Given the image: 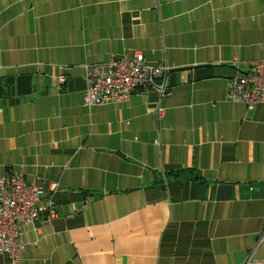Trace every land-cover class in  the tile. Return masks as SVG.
Instances as JSON below:
<instances>
[{"label": "crops", "instance_id": "0c3cea01", "mask_svg": "<svg viewBox=\"0 0 264 264\" xmlns=\"http://www.w3.org/2000/svg\"><path fill=\"white\" fill-rule=\"evenodd\" d=\"M139 53L168 95L86 108V66ZM260 60L264 0H0V176L57 212L19 264H264V104L227 98Z\"/></svg>", "mask_w": 264, "mask_h": 264}, {"label": "built area", "instance_id": "2783aa9c", "mask_svg": "<svg viewBox=\"0 0 264 264\" xmlns=\"http://www.w3.org/2000/svg\"><path fill=\"white\" fill-rule=\"evenodd\" d=\"M169 72L167 64L150 65L140 53L133 58L112 57L107 63L88 65L84 105L90 108L125 102L149 88H155L162 101L169 92ZM65 82V76H60L59 83L63 85ZM227 88L231 103L244 104L250 111L264 104V60L251 63L250 72L230 79ZM164 113L158 104L157 118L163 119ZM57 189L53 184L51 190L54 194ZM43 215H48L49 221L57 215L54 200L46 196L43 188L28 183L22 171L0 176V256L7 257L10 264H19L25 249L23 228L34 224ZM246 264H251V258Z\"/></svg>", "mask_w": 264, "mask_h": 264}, {"label": "trees", "instance_id": "16d2710c", "mask_svg": "<svg viewBox=\"0 0 264 264\" xmlns=\"http://www.w3.org/2000/svg\"><path fill=\"white\" fill-rule=\"evenodd\" d=\"M187 172V171H186ZM177 174H178V176L179 177H183V175H184V172L182 171V172H177ZM191 177H192V179H194V180H202L196 173H194V172H190V174H189Z\"/></svg>", "mask_w": 264, "mask_h": 264}]
</instances>
